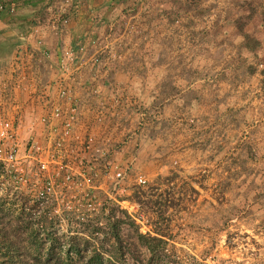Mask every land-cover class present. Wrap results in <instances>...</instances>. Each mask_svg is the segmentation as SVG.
<instances>
[{
    "label": "rangeland",
    "instance_id": "374dc122",
    "mask_svg": "<svg viewBox=\"0 0 264 264\" xmlns=\"http://www.w3.org/2000/svg\"><path fill=\"white\" fill-rule=\"evenodd\" d=\"M139 1L118 0L105 10L111 14L121 7L123 13L131 12ZM155 2L160 17L173 25L179 21L200 34L199 44H190L186 53L176 49L179 40H172L174 46L166 53L172 80L194 76L191 84L203 83L209 90H217L222 88L220 81L227 78L234 85L223 94L221 89L218 97L228 94L229 100L216 103L213 113L200 117L177 114L166 119L162 102L156 109L142 108L145 115L140 119L137 166L147 182L128 187L137 207L132 213L123 209L107 194V183L104 190L96 191L104 204L98 213L80 218L79 227L49 232L61 241L77 237L96 242L111 237L109 220H117L128 243L137 241L136 229L148 237L155 235L156 227L172 234L165 237L164 249L155 256L156 264H264V81L258 82L260 74L251 73L264 71V4L258 0L246 1L242 7L218 0ZM44 12L28 23L44 19ZM230 30L232 34L250 33L261 45L254 51L240 48L233 43ZM203 56L211 62L204 66L202 75H197ZM245 59L250 64L237 72L234 68ZM156 186V195L146 197ZM138 190L145 194L144 201L135 198ZM27 193L23 189H0L1 252L10 244L13 249L12 243L20 248L18 254L34 252L31 243L48 236V230L35 224L46 216L51 225L54 218L34 212L30 216L27 207L32 208L33 203ZM92 216L97 222L89 221ZM86 222L100 229L91 233L84 227ZM126 256L146 259L150 253L140 247Z\"/></svg>",
    "mask_w": 264,
    "mask_h": 264
},
{
    "label": "built area",
    "instance_id": "2783aa9c",
    "mask_svg": "<svg viewBox=\"0 0 264 264\" xmlns=\"http://www.w3.org/2000/svg\"><path fill=\"white\" fill-rule=\"evenodd\" d=\"M17 8L16 0H0V12ZM76 8L75 0H61L26 31L15 28L23 41L0 96V189L28 191L33 207L27 208L54 218L51 225L36 222L42 229L81 226L80 218L101 210L96 191L107 183V194L123 209L137 207L128 187L147 182L137 166L145 112L117 74L132 71L154 38L171 50L179 40L176 49L184 53L200 38L160 17L155 0L106 20L92 16L89 28L74 32ZM55 38L62 40L57 47ZM46 67L54 70L50 80L42 76Z\"/></svg>",
    "mask_w": 264,
    "mask_h": 264
},
{
    "label": "crops",
    "instance_id": "0c3cea01",
    "mask_svg": "<svg viewBox=\"0 0 264 264\" xmlns=\"http://www.w3.org/2000/svg\"><path fill=\"white\" fill-rule=\"evenodd\" d=\"M60 1L61 0H16L18 8L15 14H9L6 11L0 12V96L3 94L4 84L10 77L8 63L14 55L16 46L23 41L15 28L23 32L26 31L28 26L33 23H28V21L32 19L37 20L43 15L45 10L49 9L52 3H59ZM117 1L118 0H75L77 8L73 17L74 21H76V23L73 24L74 32L76 30L80 31L89 28L90 18L92 16H95L99 20H106L123 13L121 7L116 9V11L113 13L111 12V14H108L107 10H105L107 5L115 4ZM218 1L223 4L228 3L232 6L242 7L244 2L253 0ZM258 1L264 4V0ZM33 11L35 12L32 13ZM45 13L47 14V12H44V15ZM226 23H228L227 19ZM230 31L231 38L233 37L234 40L233 43L236 46L245 49L244 35L239 34L238 32L236 34H232V30ZM72 40V34H69L65 37V42L67 44H71ZM52 41L55 47L59 46V43H62L60 38H55ZM167 51H171V44L168 45L166 42L154 38L148 44V48L145 52L146 54L144 53L145 57L134 67L132 71H120L117 74L118 79L127 81L129 83L132 92L138 97L140 110L146 106H149L151 109H156L157 104L162 102L164 103L163 113L164 118L166 119L177 114H186L188 116L200 117L209 113H213L216 103L220 105L221 102L223 103L225 100H229L227 98L228 94L222 95V98L218 97L221 95V89L224 88L222 92L223 94L225 89H229L232 84L234 85L233 81L227 78H223L220 81L219 85L222 88L217 90L213 89L214 87L210 88L209 90V88L203 83L191 84V81L193 78H195L194 76H187L183 78H177V80H172L169 75L170 68L166 67ZM246 55L250 54L247 53ZM210 60L211 59H208V57L203 56V58L198 61V68L196 70L197 75H202L204 66L210 65ZM249 64V59H245L234 69H236L238 72L241 69H246ZM236 71L234 72L236 73ZM257 71L258 70H253L251 73L252 75L260 74L258 82L262 83L264 81V71ZM42 76L45 79L50 80L54 77V70L46 67L43 69ZM225 85H227V88H225ZM215 96L218 98H214ZM141 138L142 132H140L138 138L139 152L137 164L139 163L140 159ZM154 138L155 135L149 138V140H153Z\"/></svg>",
    "mask_w": 264,
    "mask_h": 264
},
{
    "label": "trees",
    "instance_id": "16d2710c",
    "mask_svg": "<svg viewBox=\"0 0 264 264\" xmlns=\"http://www.w3.org/2000/svg\"><path fill=\"white\" fill-rule=\"evenodd\" d=\"M242 34L244 35L245 49L254 51L261 45L260 39L256 36L246 32H242ZM158 190V186L152 187L151 192L146 197L156 195V191ZM139 191L135 194V198L139 201H144L143 197L145 194ZM150 201H152L151 198ZM154 201L158 203V200ZM28 214L31 216L32 212L30 211ZM88 218L89 221L94 222H97L95 219H98L93 216ZM42 219L44 222H48L46 216H43ZM108 226L111 229V237L108 236L96 242L87 239L81 240L77 237L69 238L67 242L61 241L59 238L54 237L55 233L49 232L50 228L46 226L43 229L48 230V236L52 238L51 242L36 240L31 243L32 247H34V252L28 251L22 254H18L21 250L16 247V243H12L13 249L10 247L11 244L6 246L3 250L4 252H1L3 247L1 246L0 264H156L155 256L160 254L162 249H164V244L166 243L165 237L167 235L172 236L171 233L167 234L164 229L159 227L154 228L155 235L152 237H148L136 229L137 241L128 243V238L122 237L123 234H121L117 220L112 222L109 220ZM84 227L91 233L100 229L97 225L95 226L87 222L84 224ZM132 245L134 248H132ZM140 247L150 253L148 258L138 259L135 256H132V258L126 256L128 251L140 249Z\"/></svg>",
    "mask_w": 264,
    "mask_h": 264
}]
</instances>
